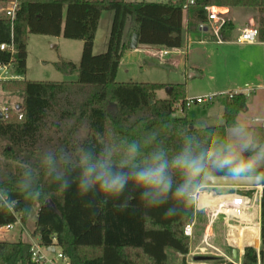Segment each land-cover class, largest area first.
I'll return each mask as SVG.
<instances>
[{"label":"trees","instance_id":"1","mask_svg":"<svg viewBox=\"0 0 264 264\" xmlns=\"http://www.w3.org/2000/svg\"><path fill=\"white\" fill-rule=\"evenodd\" d=\"M183 4V0H19L12 24L0 16V45L12 40L15 50L12 57L0 50V63H11V73L20 78L2 82V91L22 97L21 109L10 111L7 120H0V139L7 142L3 156L8 161L0 167V188L8 189L20 208L28 209L22 214L0 208V229L14 224L16 217L25 224L36 208L33 236L43 247H57L68 264H166L167 249L182 256L188 254V238L182 234V227L190 221L193 205H184L172 217L164 216L168 205L144 215L142 210L132 208L117 211L113 203L119 201H110L103 210L96 211L85 207L88 198L78 197L74 187L68 192L57 191L42 167L46 152L74 153L77 141L85 136V143L99 149L105 143L118 142L121 136L141 137L159 131L171 152L179 147L180 133L187 128L201 135V128L192 127L186 117L174 116L175 103L185 99L183 84L172 86L169 99L157 100L155 92L163 88L160 84L116 82L120 60L128 48L123 40L126 24L129 22V36L138 35L139 45L172 49L181 46L184 16L187 31L196 32L200 24L208 25L206 7L252 8L262 13L257 30L258 42L264 43V0H194L187 11H183ZM104 11L113 14L106 50L94 55V38ZM232 31L233 24L226 20L219 36L228 41ZM29 35L81 41L78 64L63 60L53 63L58 72L75 75L76 80H25ZM245 111L243 94L227 96L224 123L209 127L211 138H226V130ZM251 130L252 136L262 142L263 128L255 126ZM25 166L39 173L36 186L49 193L47 198L27 200L20 193ZM131 204L139 208L138 200ZM261 240L259 254L251 247L245 248L240 264H264V215ZM29 249L22 240L0 241V264H32Z\"/></svg>","mask_w":264,"mask_h":264},{"label":"clouds","instance_id":"2","mask_svg":"<svg viewBox=\"0 0 264 264\" xmlns=\"http://www.w3.org/2000/svg\"><path fill=\"white\" fill-rule=\"evenodd\" d=\"M211 137L206 124L199 136L187 128L180 133L179 147L170 152L159 131L141 137L121 136L118 142L105 143L99 149L85 143V136L77 141L74 153L46 152L42 167L57 191L74 187L78 197H87V208L100 211L110 201H119L113 203L117 211L132 208L147 215L168 205L164 216L172 217L186 204L200 207L215 202L224 194L216 188L221 179L264 183V142H258L242 122L232 123L227 138ZM38 175L29 166L21 174L19 191L27 200L49 195L36 186ZM133 200L139 201V208L131 204ZM0 208L28 212L6 188H0Z\"/></svg>","mask_w":264,"mask_h":264},{"label":"crops","instance_id":"3","mask_svg":"<svg viewBox=\"0 0 264 264\" xmlns=\"http://www.w3.org/2000/svg\"><path fill=\"white\" fill-rule=\"evenodd\" d=\"M126 2H130L129 0H125ZM174 1V0H173ZM137 2V1H133ZM140 2H146L140 1ZM166 1L161 2H153V1H147L146 3H165ZM236 9H246L245 11H239ZM216 12L223 15V17L230 21L233 24V31L230 34V38L228 41H222V43H217L211 29L213 27V24L208 22V25H204L203 30H197L196 32H188L187 31V18L186 16L183 17V31L181 35V46L179 48H164V47H157V46H141L137 45L135 50L132 51H139L141 48H143V51L145 52V62L144 67H147L148 63H155L157 62L159 66H164L167 68L166 72V78L162 80V82H159L160 85L163 86L161 90H158L155 92V99L157 100H166L169 99L170 95H167V93H163L164 95H157L160 93L164 88L171 87L176 84H183L185 87V93L184 98H194L198 96L208 95L204 92V94H200L203 91H199L197 94H190L189 88L190 83L189 80H192L198 76L199 71L203 73V68H201V65L208 64V54L206 56V52L209 51L208 46L211 43V37L214 38V41L216 45L218 46H225V45H235V39L238 35V30L255 26L254 20L256 18V13L251 8H216ZM236 12H245L247 16L237 21L235 18ZM113 18V14L108 11H104L101 13L98 27L96 30L95 38H94V44H93V53H103L106 50L107 45V39L109 35L110 25ZM256 27V26H255ZM257 28V27H256ZM99 36H102L101 39H99ZM132 36V35H131ZM131 36H129V22L126 24L123 40L124 42H130ZM50 37V36H49ZM56 40H61V37H52ZM80 43V47H82V42L78 41ZM214 43V42H213ZM238 46H244V49L242 52L239 53L238 59L242 64V70L247 75V80L249 81V84H245L248 87H253L257 90H260L261 85L255 84L257 83L258 79H264V43L263 42H257L252 45H239ZM28 47V45H27ZM56 50L59 49V43L57 42L56 45L52 46ZM129 49V47L127 48ZM258 49V54H256L255 51ZM167 52L166 55L163 54V52ZM229 53V52H228ZM81 55V53H80ZM174 55V56H172ZM175 56H184L185 60L182 63V71L178 72L182 74L179 76L176 72L178 71V62L176 61ZM77 54L74 55V58H69L65 56L63 53H59L58 58L60 60L66 61V62H72L74 64H78L80 58H77ZM80 57V56H79ZM79 59V60H78ZM44 62V60H42ZM56 63V62H54ZM122 65V59L120 60L117 72H116V80L119 74L120 67ZM26 67H27V59H26ZM27 70V68H26ZM126 72H128L126 70ZM189 77H188V76ZM26 76V75H25ZM24 76V79H25ZM185 76V77H184ZM187 76V77H186ZM70 78H75L72 81L76 80V76H66ZM118 82V81H117ZM256 90V91H257ZM242 90H235L233 92L229 93H235V92H241ZM255 91V92H256ZM252 93L250 96L246 97V111L242 113H246L250 106L253 105L255 107V101H259L261 98L262 103L264 104V95L263 94H257ZM6 95L13 96L15 93H8L3 92ZM228 93V94H229ZM215 94V93H211ZM15 98V96H13ZM258 97V99H257ZM18 98L15 102V105L19 106L22 102V97H16ZM253 101V104L251 102V105L248 104L249 101ZM226 101V98H225ZM224 106L225 102L222 107V114L220 118L223 120V112H224ZM175 117L182 118L186 117L187 115L185 113V110L183 111V114L180 116H177V114L174 113ZM238 120V118H237ZM252 122H257V119H253ZM224 123V121H223ZM257 126H260L263 128L264 131V119L261 124H257ZM192 127H194L192 125ZM213 127V126H211ZM255 127V126H253ZM196 128V127H194ZM252 128V127H251ZM200 129V128H198ZM250 133L252 135V130L250 129ZM264 142V138L263 141ZM218 190L222 191L224 194L216 199L215 202H213L210 205H203L200 207L193 206L191 219L188 223H193V235L191 238H194L196 236V239L200 241L201 244L204 245L205 248L210 252L209 254H202L197 253L198 248H192L190 239L188 238L189 243V250L188 254L186 256H182L181 254L171 250L175 253V257L172 259V261L176 263L182 264L185 262V264H190L189 258L193 259L196 263L198 261L203 260L205 258L208 261H213L215 263L213 264H240L243 253L245 248L251 247L257 251L259 254L260 250L263 247L262 240H261V232H262V217L264 215V183H261L258 187H251V188H237V187H216ZM231 202L236 203H245V208H240L239 211H236L233 216H228L226 214H220L216 218H211L210 213L215 210L220 204H229ZM249 207V208H247ZM37 212V209H36ZM36 218V217H35ZM35 221V219H34ZM34 221L29 223L28 221L22 225L24 226V229L26 232L31 234L33 236V224ZM27 224L29 226V229L25 226ZM185 224V225H186ZM183 228V227H182ZM205 239V242H204ZM222 239V240H221ZM22 240V231L20 230L18 232V238L15 240ZM4 241V240H0ZM10 241V242H15ZM23 241V240H22ZM9 242V241H7ZM30 243V242H26ZM206 243V244H205ZM166 250V255H167ZM236 254V258H233V255ZM169 259L167 255V261L166 264H168ZM211 262H208V264H212ZM260 264V261L258 262Z\"/></svg>","mask_w":264,"mask_h":264},{"label":"rangeland","instance_id":"4","mask_svg":"<svg viewBox=\"0 0 264 264\" xmlns=\"http://www.w3.org/2000/svg\"><path fill=\"white\" fill-rule=\"evenodd\" d=\"M130 2L133 1H144V0H129ZM153 1V2H161V1H168V0H145ZM2 4L0 3V6ZM212 9L216 10V7H211ZM252 9V8H251ZM239 11H245L246 9H236ZM256 13V18L254 20L255 26L257 27L258 17L262 14L259 13L257 9H253ZM235 18L237 21L244 19L247 14L245 12H236ZM1 16V14H0ZM102 36H99L101 39ZM211 43L208 46L209 51L206 52V56L208 54V64L201 65L203 68V73L199 71L198 76L192 80H189L190 83V94H197L199 91H203L200 94H211L215 93L217 97L213 101L212 104L209 105H193L187 109H185V113L187 115V121L196 128H201L203 125H207L208 127L211 126H218L223 124V120L220 118L222 114V107L221 105L224 104L226 95L229 92H233L235 90H245V84H249L247 80L246 73L243 72L242 64L238 59V55L244 49V46L235 45H225V46H218L216 45L214 38L211 37ZM59 43V49L56 50L52 46ZM214 42V43H213ZM27 70L25 80L27 81H51V82H67L72 81L75 78L66 77L62 73L58 72L54 66V62L60 61L58 58L59 53H63L65 56L69 58H74V55L77 54V58H80V53L82 47H80V43L77 40H56L49 36H41V35H29L28 42H27ZM129 45V43H128ZM169 50V49H168ZM229 52V53H228ZM258 54V49L255 51ZM94 54V53H93ZM101 54L96 53L94 55ZM145 52L143 48L139 51H132L131 49H126L122 55V65L119 70V74L117 77L116 82L119 83H151V84H159L162 82L163 79L166 78V70L167 68L164 66H159L158 61L155 63H148L147 67H144V60H145ZM174 56V55H172ZM176 61L178 62V71L176 72L179 76L182 74L178 73L182 71V63L184 62V56H175ZM44 60V62H42ZM79 60V59H78ZM126 70L128 72H126ZM72 76V75H71ZM75 76V75H74ZM188 76V75H187ZM186 76V77H187ZM183 77V76H181ZM185 77V76H184ZM189 77V76H188ZM256 85H263V80L260 78L258 79ZM242 92V93H243ZM246 92V91H245ZM165 93V88L158 93L157 95L163 96ZM255 93L263 94V90H257ZM247 94V93H246ZM15 96V98L13 97ZM13 96L6 95L3 92L0 93V104L5 106L14 105L16 101H18L16 97H21L20 94H14ZM258 99V97H257ZM260 100L255 101V107L250 106L249 110L246 113H240L238 116V122H242L249 130L253 126H257V124H261L264 119V104L262 103L261 98ZM253 104L252 98L248 104ZM177 104L175 103V114L180 116L183 112L180 109H177ZM253 119H257V122H252ZM229 128L226 130V138ZM7 146V142L5 140L0 139V167L5 163H8L7 159L3 156V150ZM248 153H245L247 155ZM36 217V208H34L29 217V223L31 224ZM30 224H27L25 227L29 229ZM20 228L15 226L14 229L7 231L2 234L0 240L4 241H15L18 238V232ZM27 231V230H26ZM32 234V233H31ZM33 240H37L38 237H32ZM22 240L24 242H30L31 239L29 236L22 232ZM222 240V239H221ZM191 247L198 248L197 253L202 254H209L210 252L207 248L204 247L203 244L200 243L199 240L194 238L190 239ZM59 249L56 247L53 253H48L47 256L51 259H55L57 264H62L61 260L56 258ZM167 255L169 262L168 264H175L172 259L175 257V253L171 250H167ZM190 264H208L206 259L198 261L197 263L189 258ZM212 264L215 262H211ZM180 264V263H176Z\"/></svg>","mask_w":264,"mask_h":264},{"label":"built area","instance_id":"5","mask_svg":"<svg viewBox=\"0 0 264 264\" xmlns=\"http://www.w3.org/2000/svg\"><path fill=\"white\" fill-rule=\"evenodd\" d=\"M184 4L182 5L183 11H187V9L194 4V0H183ZM0 3L2 4L0 6V14L3 15L5 18H7L10 23L12 24L16 13L19 8V0H0ZM207 12V20L208 22L213 24V27L211 29V32L216 40L217 43H222V39L219 36V31L221 29V26L224 24L226 19L223 17V15L214 12L212 8L206 7L205 8ZM204 25L200 24L199 25V30H203ZM258 42V30L255 26L247 27L241 30H238V35L235 39V43L239 45H252ZM0 50L2 51H7L9 55L12 57L15 53L14 50V45L11 40L9 44H2L0 45ZM164 55L167 54V52H163ZM20 79L16 76H14L11 73V63L8 64H2L0 63V93L2 91V82L4 81H12V80H17ZM261 90L264 91V79H263V85H261ZM257 89L253 87H248L245 86L244 92H235V93H229L225 94L227 96H231L233 94H243L244 97L250 96L252 93H254ZM246 91V92H245ZM243 92V93H242ZM247 93V94H246ZM217 97L216 94H208V95H203V96H198L194 98H187L184 99L183 102H179L177 104V109H180L181 112L184 111V109H187L193 105H209L212 104L215 98ZM17 105H11V106H3L0 104V113H1V120H7L10 117V111H14L15 113L18 112L19 110L16 109ZM176 110V109H175ZM21 118V115H18V119ZM246 204L245 203H236V202H231L229 204H220L215 210H213L210 213L211 218H216L220 214H226L228 216H233L236 211H239L240 208H245ZM249 208V207H247ZM15 226H18L22 232H25L29 238L31 239L29 246V252H30V261L32 264H57V261L55 259H51L47 256L48 253H53L55 251V246H49V247H43L39 243V239L33 240L34 236L29 234L28 232L25 231L24 226L22 225L19 217H16V221L14 224L8 225L2 229H0V237H2V234L14 229ZM193 228L194 224L189 223L183 226L182 228V234L186 238H191L193 235ZM205 242V239H204ZM206 244V243H205ZM54 248L53 252H50L49 249ZM56 258L58 260H61L62 264H68L67 258L61 253L59 250Z\"/></svg>","mask_w":264,"mask_h":264},{"label":"water","instance_id":"6","mask_svg":"<svg viewBox=\"0 0 264 264\" xmlns=\"http://www.w3.org/2000/svg\"><path fill=\"white\" fill-rule=\"evenodd\" d=\"M138 45V35L137 34H132L130 42H129V49L131 50H135L136 47ZM165 92L167 93V95H170L172 92V88L171 87H166L165 88ZM17 110H20L21 107L17 106L16 107ZM2 116L0 113V120H1ZM261 182L257 181V180H253V179H238L236 181H228V180H224L221 179L219 181V183L216 185V187H237V188H251V187H258L260 186ZM49 204V201L45 202V207H47ZM50 252H53L54 248L52 247L51 249H49ZM233 258H236V254L233 255ZM205 259V258H203ZM69 262V261H68Z\"/></svg>","mask_w":264,"mask_h":264},{"label":"bare ground","instance_id":"7","mask_svg":"<svg viewBox=\"0 0 264 264\" xmlns=\"http://www.w3.org/2000/svg\"><path fill=\"white\" fill-rule=\"evenodd\" d=\"M214 12H216L217 10H215V9H212Z\"/></svg>","mask_w":264,"mask_h":264}]
</instances>
